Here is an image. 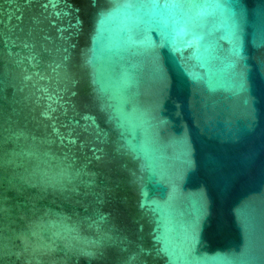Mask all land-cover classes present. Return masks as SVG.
I'll return each instance as SVG.
<instances>
[{"label": "water", "instance_id": "95a60500", "mask_svg": "<svg viewBox=\"0 0 264 264\" xmlns=\"http://www.w3.org/2000/svg\"><path fill=\"white\" fill-rule=\"evenodd\" d=\"M0 264H264V0H0Z\"/></svg>", "mask_w": 264, "mask_h": 264}]
</instances>
